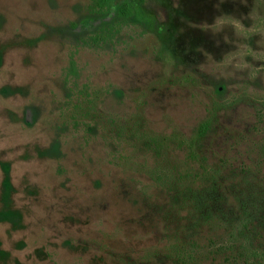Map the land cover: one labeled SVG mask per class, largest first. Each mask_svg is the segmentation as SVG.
<instances>
[{
	"label": "rangeland",
	"instance_id": "374dc122",
	"mask_svg": "<svg viewBox=\"0 0 264 264\" xmlns=\"http://www.w3.org/2000/svg\"><path fill=\"white\" fill-rule=\"evenodd\" d=\"M0 264H264V0H0Z\"/></svg>",
	"mask_w": 264,
	"mask_h": 264
},
{
	"label": "trees",
	"instance_id": "16d2710c",
	"mask_svg": "<svg viewBox=\"0 0 264 264\" xmlns=\"http://www.w3.org/2000/svg\"><path fill=\"white\" fill-rule=\"evenodd\" d=\"M101 1H102V2H106V1H108V0H101ZM121 10H122L121 13H122L123 15H126V13H127V8L124 7V8H122Z\"/></svg>",
	"mask_w": 264,
	"mask_h": 264
}]
</instances>
